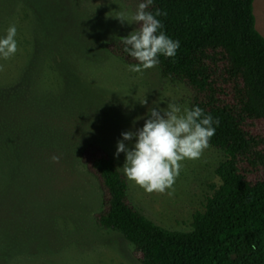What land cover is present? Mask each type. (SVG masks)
I'll use <instances>...</instances> for the list:
<instances>
[{"label": "trees", "instance_id": "obj_1", "mask_svg": "<svg viewBox=\"0 0 264 264\" xmlns=\"http://www.w3.org/2000/svg\"><path fill=\"white\" fill-rule=\"evenodd\" d=\"M254 2L153 0L147 9L166 11L156 17L161 31L180 42L175 57L159 56L161 78L193 90L190 109L198 106L220 122L213 124L210 147L225 156L216 169L222 184L211 187L214 194L205 211L194 215L189 233L166 230L143 216L129 200L117 160L96 143L83 144L76 160L72 147L82 142L71 137L75 127L65 121L71 104L45 109L33 94L48 55L54 69L68 76L67 51L37 40L17 80L0 87V260L62 247V237L51 229L76 216L77 208L63 199L71 188L82 190V165L100 191L97 226L133 245L142 264H264V171L252 182L246 169L264 167V140L246 128L264 122V36L256 28ZM121 38L105 50L137 64Z\"/></svg>", "mask_w": 264, "mask_h": 264}, {"label": "rangeland", "instance_id": "obj_2", "mask_svg": "<svg viewBox=\"0 0 264 264\" xmlns=\"http://www.w3.org/2000/svg\"><path fill=\"white\" fill-rule=\"evenodd\" d=\"M139 3L140 0H0V37L15 24L18 42L15 55L0 59V87L17 80L38 39L52 46L60 45L61 51H67L68 76L54 69V57L48 55L33 94L45 109L59 107L62 102L71 104L67 111L71 118L65 121L75 127L71 137L82 142L72 147L76 160L80 159L83 144L96 143L117 160L128 183L129 200L143 216L166 230L189 233L193 230L194 215L205 211L207 198L214 194L211 187L218 189L222 184L216 169L225 160L224 154L209 146L199 159L182 161L173 188L167 190L172 195L167 191L149 193L128 180L122 169L126 155L116 156L121 134L143 128L145 119H139L135 126L133 121L147 118L149 108H166L174 102L190 109L197 96L184 85L163 80L155 67L142 74L129 71V65L105 50L113 38L127 37L137 30L139 25L131 20V15L129 23H122L117 16L120 10L134 13ZM254 15L256 28L264 36V0H255ZM246 128L251 135L264 140V122H249ZM134 143L135 139L125 141L129 147ZM246 167L252 173L248 176L252 182L264 171L263 166ZM77 169L84 175L82 190L71 188L63 199L77 208L76 216L56 222L51 229V233L62 237V247L0 260V264H142L133 245L121 235L97 226L98 183L82 165H77Z\"/></svg>", "mask_w": 264, "mask_h": 264}, {"label": "clouds", "instance_id": "obj_3", "mask_svg": "<svg viewBox=\"0 0 264 264\" xmlns=\"http://www.w3.org/2000/svg\"><path fill=\"white\" fill-rule=\"evenodd\" d=\"M152 4L153 0H143L132 14L124 10L118 12L117 18L122 23L128 22L131 15V20L139 25L129 36L121 38L126 45L124 51L138 61L128 66V70L134 73L142 74L157 66L160 55L175 57L180 48L179 40H173L161 31L164 26L156 18L166 17L167 12L161 9H156L155 14L147 11ZM16 35L17 27L11 24L6 35L0 37V59H10L18 51ZM2 70L3 65H0ZM143 104L146 105L147 100ZM139 119H145L143 128L121 134L116 156L118 158L120 153H125L124 174L149 193H165L172 189L182 170V161L199 159L215 135L213 124L219 126L220 123L198 106L189 109L174 102H169L166 108H149L147 118L138 117L133 121L134 126ZM134 139L131 147L125 144V141ZM51 159L59 162L58 156ZM167 194L172 195V192L167 191Z\"/></svg>", "mask_w": 264, "mask_h": 264}]
</instances>
